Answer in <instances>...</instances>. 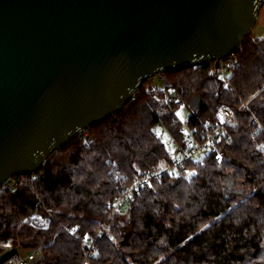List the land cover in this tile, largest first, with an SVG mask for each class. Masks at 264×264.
Listing matches in <instances>:
<instances>
[{"label": "trees", "instance_id": "1", "mask_svg": "<svg viewBox=\"0 0 264 264\" xmlns=\"http://www.w3.org/2000/svg\"><path fill=\"white\" fill-rule=\"evenodd\" d=\"M237 55L226 81L214 63L166 73L197 133L211 130L220 105L236 111L220 142L221 161L207 155L185 162L176 177L164 174L108 219L105 210L124 185L173 162L157 126L180 152L186 145L149 79L121 113L0 190V242L19 239L21 250L37 252L36 264H82L85 240L97 233L90 264H264V35L252 31ZM195 95L202 98L197 111L190 107ZM35 212L51 219L48 229L23 221Z\"/></svg>", "mask_w": 264, "mask_h": 264}, {"label": "water", "instance_id": "2", "mask_svg": "<svg viewBox=\"0 0 264 264\" xmlns=\"http://www.w3.org/2000/svg\"><path fill=\"white\" fill-rule=\"evenodd\" d=\"M263 5L0 0V188L37 174L77 136L121 113L147 80L218 68L238 52ZM201 103L195 95L190 107Z\"/></svg>", "mask_w": 264, "mask_h": 264}, {"label": "built area", "instance_id": "3", "mask_svg": "<svg viewBox=\"0 0 264 264\" xmlns=\"http://www.w3.org/2000/svg\"><path fill=\"white\" fill-rule=\"evenodd\" d=\"M238 64L239 58L237 53L231 54L225 59L220 60L219 67L216 68L220 79L226 81L232 70ZM157 76L160 81V91L163 93V96L159 97V99L169 107L171 113L181 125V130L184 134L186 145L182 150V157L174 159L170 164L161 165L156 171L146 172L142 176L124 185L119 196L109 208L105 210L108 219L114 214L123 213L137 191L152 187L153 183L164 174L171 173L176 177L177 169L185 162L193 160L197 162L203 156L207 155L212 156L217 161L223 159V153L220 151V142L225 135L227 126L233 121L236 111L226 104L220 105L217 112V122L209 132L199 134L189 127L187 120L183 121L176 115L181 109L186 108V103L181 93L176 90L166 74L161 73ZM244 106H247L246 103ZM82 135L88 137V132ZM15 183L16 179L13 178L1 187L0 190L13 187ZM23 221H25L27 225L38 230L48 229L51 223V219L48 216L39 212L29 215ZM70 232L71 234H75L77 232V227L72 228ZM98 234L99 233L93 238L85 240L88 245V253L82 264H90L88 258L91 252L95 250V241ZM37 260L36 251H25L24 255L21 253V241L19 239L17 242H0V264H36Z\"/></svg>", "mask_w": 264, "mask_h": 264}, {"label": "rangeland", "instance_id": "4", "mask_svg": "<svg viewBox=\"0 0 264 264\" xmlns=\"http://www.w3.org/2000/svg\"><path fill=\"white\" fill-rule=\"evenodd\" d=\"M253 32H254V34L259 35V36L264 35V5L259 12V19H258V22L256 23V25L253 29ZM154 79H155L156 84L160 86V81L158 79V76H155ZM246 105L248 106V102H246ZM179 113H180L179 118L183 121H186L188 119V117L190 116L191 112L188 108H183L180 110ZM155 131H156L157 135L162 139L164 144L166 145L171 156L174 159L181 158L182 152H180L179 146L172 140L169 131L163 126H157L155 128ZM200 157H201V155H200ZM86 240H88V239H86ZM21 253L24 255L25 250H21Z\"/></svg>", "mask_w": 264, "mask_h": 264}, {"label": "snow or ice", "instance_id": "5", "mask_svg": "<svg viewBox=\"0 0 264 264\" xmlns=\"http://www.w3.org/2000/svg\"><path fill=\"white\" fill-rule=\"evenodd\" d=\"M176 115H177V116H179V115H180V113L178 112Z\"/></svg>", "mask_w": 264, "mask_h": 264}]
</instances>
